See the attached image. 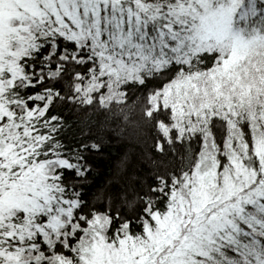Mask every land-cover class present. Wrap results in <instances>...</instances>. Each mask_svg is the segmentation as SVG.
<instances>
[{"label": "snow or ice", "instance_id": "obj_1", "mask_svg": "<svg viewBox=\"0 0 264 264\" xmlns=\"http://www.w3.org/2000/svg\"><path fill=\"white\" fill-rule=\"evenodd\" d=\"M0 264H264V0H0Z\"/></svg>", "mask_w": 264, "mask_h": 264}, {"label": "trees", "instance_id": "obj_2", "mask_svg": "<svg viewBox=\"0 0 264 264\" xmlns=\"http://www.w3.org/2000/svg\"><path fill=\"white\" fill-rule=\"evenodd\" d=\"M125 153L128 154L133 165L138 163L139 152L126 141L114 140L103 153L94 157L93 163L97 169L98 180H103Z\"/></svg>", "mask_w": 264, "mask_h": 264}]
</instances>
